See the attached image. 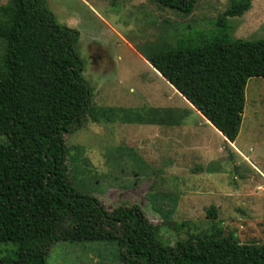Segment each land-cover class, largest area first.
<instances>
[{"label": "rangeland", "instance_id": "1", "mask_svg": "<svg viewBox=\"0 0 264 264\" xmlns=\"http://www.w3.org/2000/svg\"><path fill=\"white\" fill-rule=\"evenodd\" d=\"M44 2L79 33L75 50L91 92L82 125L64 135L71 183L109 212L137 206L169 245L215 231L264 245V79L247 82L239 135L227 144L143 58L180 38L211 36L231 0H197L188 16L154 0ZM228 23L232 39H264V0ZM10 251L0 245V258ZM46 264L122 261L117 242H61Z\"/></svg>", "mask_w": 264, "mask_h": 264}, {"label": "trees", "instance_id": "2", "mask_svg": "<svg viewBox=\"0 0 264 264\" xmlns=\"http://www.w3.org/2000/svg\"><path fill=\"white\" fill-rule=\"evenodd\" d=\"M190 15L197 0H154ZM253 0H231L216 30L197 43L145 61L229 144L239 135L245 88L264 79V39H232L229 19ZM0 264H46L58 243L117 242L122 264H264V245L241 244L220 231L163 242L137 206L107 211L70 181L64 135L80 127L91 92L75 48L79 33L59 25L44 0H8L0 7ZM145 122V121H144ZM147 123V122H146ZM208 217L216 219L211 208Z\"/></svg>", "mask_w": 264, "mask_h": 264}, {"label": "water", "instance_id": "3", "mask_svg": "<svg viewBox=\"0 0 264 264\" xmlns=\"http://www.w3.org/2000/svg\"><path fill=\"white\" fill-rule=\"evenodd\" d=\"M227 144H229L226 140H224Z\"/></svg>", "mask_w": 264, "mask_h": 264}]
</instances>
